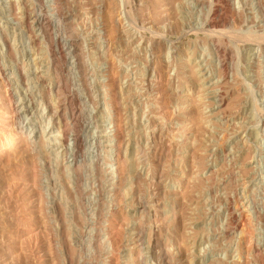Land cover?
Returning a JSON list of instances; mask_svg holds the SVG:
<instances>
[{
  "label": "rangeland",
  "instance_id": "374dc122",
  "mask_svg": "<svg viewBox=\"0 0 264 264\" xmlns=\"http://www.w3.org/2000/svg\"><path fill=\"white\" fill-rule=\"evenodd\" d=\"M0 264H264V0H0Z\"/></svg>",
  "mask_w": 264,
  "mask_h": 264
},
{
  "label": "bare ground",
  "instance_id": "6f19581e",
  "mask_svg": "<svg viewBox=\"0 0 264 264\" xmlns=\"http://www.w3.org/2000/svg\"><path fill=\"white\" fill-rule=\"evenodd\" d=\"M33 1V0H32ZM40 1V0H39ZM35 3V2H34ZM41 4V3H40ZM32 5V4H31ZM40 11V10H39ZM109 11V10H108ZM35 12V11H34ZM109 13V12H108ZM107 13V14H108ZM37 16V15H36ZM107 18V17H106ZM31 24V23H30ZM50 24V23H49ZM59 24V23H58ZM211 25H213L212 24V22L210 23ZM26 25V24H25ZM33 25V24H32ZM31 25V26H32ZM29 27V26H28ZM42 27V26H41ZM61 27V26H60ZM66 27V26H65ZM39 28V27H38ZM48 28V27H47ZM45 30V29H44ZM60 31V30H59ZM44 33V32H43ZM70 36V35H69ZM72 36V35H71ZM50 43V42H49ZM52 43H54V42H52ZM63 49V48H62ZM57 52V51H56ZM55 55V54H54ZM74 56V55H73ZM77 56V55H76ZM59 57V56H58ZM219 57V56H218ZM60 58V57H59ZM51 63V62H50ZM57 66V65H56ZM206 81V80H205ZM196 83V82H195ZM194 85V84H193ZM197 85V84H196ZM211 88V87H210ZM208 90V88H205L204 90H201V92H204V91H207ZM209 92H212V91H209ZM94 94V93H93ZM57 96V95H56ZM61 97V96H60ZM88 97V96H87ZM63 102V101H62ZM96 103V102H95ZM206 105V104H205ZM210 115V114H209ZM15 116V115H14ZM203 118L205 117V115H203L202 116ZM201 117V118H202ZM204 120V119H203ZM7 130H9V132L8 133H6V134H2V140H1V142H3V141H7L9 138H12L13 137V133H14V131H15V127H14V125L13 126H11V127H7ZM97 148V147H96Z\"/></svg>",
  "mask_w": 264,
  "mask_h": 264
}]
</instances>
